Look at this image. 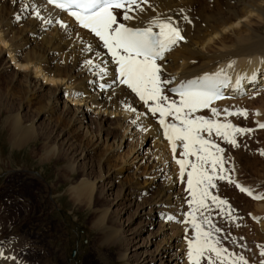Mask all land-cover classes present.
<instances>
[{
    "label": "bare ground",
    "instance_id": "obj_1",
    "mask_svg": "<svg viewBox=\"0 0 264 264\" xmlns=\"http://www.w3.org/2000/svg\"><path fill=\"white\" fill-rule=\"evenodd\" d=\"M140 7L143 11L134 9L129 14L134 19L125 21L127 26L144 28L155 19L171 17L185 37L165 54L163 61H158L165 69L163 78L172 81L164 93L170 100L179 102L172 89L205 74L218 73L221 69L242 83L234 94L236 100L231 97L207 110L197 111L195 116L213 119L211 108L226 116L225 109L240 110L238 105H232L240 101L244 93L246 96L242 99L245 100L258 98L264 93V0H149L147 5ZM69 19L41 0H0V60L2 54L8 55L7 63L3 61L0 69L10 76L8 80L19 82L20 93L24 92L22 96L25 94L21 98L23 101L29 100L31 104L35 101L34 110H28L29 102H25L22 107L23 111L27 107L24 113L20 105L12 107L13 101L9 102L11 108L3 119L9 146L19 150L43 133L49 134L53 140L65 137L63 149L69 155L76 149V136L94 135L95 148L106 143L109 153L123 150L128 143H137V147L132 146L129 155L123 157L117 167L112 169L111 166L112 170L105 171L106 174L100 177L110 180L104 185L105 196L112 197L108 195L109 191L119 185V194L112 201L120 208V214H127L125 225L138 221L136 227L128 230L130 232L125 231V235L129 233L125 239L128 248L121 253L120 259L131 260L132 264H186L191 224L187 223V227L181 221L191 209L183 201V186L175 191L181 180L177 166L171 162L174 157L171 146L159 129V115L149 114L148 105L135 93L127 86L115 83L112 59L103 43L75 27ZM153 30L159 31L156 27ZM89 60L93 65L106 68L107 75H102L98 67L89 65ZM229 64L233 66L229 68ZM101 85L110 88L104 91L100 89ZM129 106L135 111H129ZM51 115L58 119L52 120ZM39 120L44 124L37 127ZM168 121L173 122L171 117ZM261 121H264V116L260 118L257 115L255 125ZM177 143L176 151L180 154L183 148L180 142ZM145 146L148 147L146 152L141 153L140 149ZM45 147L40 155L42 162L50 156H61L62 151L58 152L53 143ZM86 149L77 151L85 157L86 152L92 150ZM71 163L67 169L75 168ZM142 164L150 166V172L146 171L151 176L144 178L142 183L121 181L125 173L134 168L137 170ZM95 188L94 182L82 179L74 189L83 195L86 192L85 195L91 198ZM257 209L262 215L264 204ZM167 216L174 219L169 220ZM259 229L264 235V224L261 223ZM55 230L52 228V234ZM145 233L148 234L143 238ZM261 239L264 240V236ZM54 246L25 250L23 246L11 248L0 244V264H37L26 258L32 252L42 257L40 264H59L63 259L62 248Z\"/></svg>",
    "mask_w": 264,
    "mask_h": 264
},
{
    "label": "rangeland",
    "instance_id": "obj_2",
    "mask_svg": "<svg viewBox=\"0 0 264 264\" xmlns=\"http://www.w3.org/2000/svg\"><path fill=\"white\" fill-rule=\"evenodd\" d=\"M7 56L2 54L0 65L3 61L7 63ZM3 72L0 69L1 247L7 245V247L11 248H22L23 246L27 250V248L39 249L40 247L53 248L55 245L54 248H62L61 255L63 259L59 261V264H132L131 260L120 259V255L128 248L125 239L129 233L127 234L126 232L125 235V231L136 227L138 221L133 225H125L127 214H120V208L114 205L115 202L112 201L119 194V185L116 184L113 191H109L108 195L111 194L113 195L112 197L105 196L103 195L104 185L110 180H102L103 178L101 179L100 177H103L102 175L106 174L107 170L114 169V166L117 167L129 155L132 146L137 147V143H128L123 150L117 153H109L107 151L109 146L106 143H103L99 148H95V145H93L96 144L94 143L96 140L94 135L85 138L76 136V149L69 155V153L64 152L66 151L64 150L65 137L53 140V137L51 138L49 134L43 133L44 137L43 135H36L37 139L34 140L35 142L33 141L24 146V148L19 150L11 149L7 141V131L3 125V119L9 113L7 110L11 108L9 102L13 101L12 107L20 105L21 112L24 113L27 108L23 111L22 107L26 104L25 102H29L27 105L28 110H34L35 104L33 103L35 101H31L33 105L29 100L23 101L21 98L25 97V94L22 96L21 93L24 92L20 93L19 82H11L7 79L9 76L7 72ZM253 99H244V101L249 103L246 108L251 110V112L253 110L260 111L259 115L264 116V93H261L260 97ZM63 100L61 99V101ZM236 105L239 106L240 110L246 109L240 103H234L232 107ZM255 116L254 122L257 120V115ZM212 117L213 119L220 118L221 122L227 120L238 127H240L241 123L244 124L241 120L242 116L239 115ZM250 117L253 116L250 115ZM51 119L55 120L58 118L56 115H51ZM41 121L37 122V127L43 126L44 123L40 124ZM253 124V122H249L245 128L255 131L252 127ZM253 131H251L252 135L249 139H247L249 135H244L242 139H247L244 143L240 139L238 140L237 137L239 135H237L238 146L229 147V153H226V147H222L224 160H228L226 164L230 167L226 175L237 179L240 183H244L243 185H248L251 190L264 194V155L261 154L264 152V131L256 134H253ZM204 135L206 138L211 139L215 133L211 137H208L206 133ZM211 140L219 145L216 139ZM109 142L111 143V141ZM52 143L56 146L58 152L62 151L61 156H50L46 162H42L40 159V155L43 154L42 148L46 145H52ZM86 148L92 150L90 152L85 151L86 155L82 157L78 151ZM147 148V146L142 147L140 149L141 153L146 152ZM63 152L66 155L68 154V156H64ZM190 158L191 160L195 159L194 157ZM71 160L73 163H71ZM70 163L74 164L75 168L67 169L66 166ZM111 166L113 167L112 169ZM149 167V165L142 164V166L136 168L138 171L135 168L131 169V171L124 174L121 181L132 180L142 183L144 178L151 176L148 170ZM82 179H89V181L94 182L96 188L92 194L93 197L88 198L86 192H84L86 195H83V192H76L74 189ZM215 183L217 185L216 188L210 189V192L221 199L227 200L228 205L224 206V210L221 211L220 208H217L209 201L210 208L205 215L210 217L215 227L221 229L218 233L213 231V235L220 240L219 247L227 249L225 255L231 254L225 264H232V261L237 260L240 256H243L248 264H264V255H261V252L264 251V240L261 237L264 235L259 229L261 223L264 224V212L262 216L261 213H258L260 211L256 210V208L264 204V201H250L245 196L246 194L239 193L236 187L227 180H217ZM180 186L181 184L178 183L175 191L182 189L183 185ZM184 187L187 188V185H184ZM187 193L188 191L184 190V198ZM183 201L185 203L184 199ZM186 205L188 207L189 204L186 202ZM228 206H230V209ZM105 211H107L106 214L104 213ZM229 211L231 215L227 214ZM131 212H134V209ZM197 215L199 216V213ZM51 226L56 229L53 234ZM205 228L207 229V225H205ZM189 230V238L193 239L195 230L192 226L189 227ZM147 234L145 233L143 238ZM10 240L12 243H10ZM24 255L25 251H23ZM26 258L34 263L38 262L37 264L42 261V257L37 252L27 254ZM212 259L216 260L214 254H212ZM202 264H207V261H202ZM216 264H220V262L216 260ZM238 264H242V262H238Z\"/></svg>",
    "mask_w": 264,
    "mask_h": 264
},
{
    "label": "snow or ice",
    "instance_id": "obj_3",
    "mask_svg": "<svg viewBox=\"0 0 264 264\" xmlns=\"http://www.w3.org/2000/svg\"><path fill=\"white\" fill-rule=\"evenodd\" d=\"M56 8L67 11L75 18L79 25L93 33L108 50L112 61L117 65L116 79L121 85H126L139 99L148 105V111L153 115H159V125L163 129V136L171 146L175 155L178 143L182 146L181 159L176 163L180 168V176L183 180L187 174V191L191 197L188 201L191 209L186 213L185 223H190L195 230V236L188 241V259L190 264H225L229 258L225 255L227 249L219 247L220 240L215 238L213 231L220 232L215 227L210 217L205 215L209 211V201L221 211L228 205L227 200L213 195L210 189L216 188L217 180H227L236 184L243 193L256 200L264 199V195H256L252 190L243 187L226 175L224 167L225 160L223 149L211 137L213 133L222 137L233 146H238L236 136L253 131L238 127L225 120L208 119L204 116H195L194 113L201 109L210 108L215 100L223 99L219 88L225 85L227 73L224 69L209 75L205 74L199 79H194L172 89L179 96V102L170 100L165 95V87L172 81L164 79L162 73L165 71L158 61L165 59V54L177 47L185 40L181 29L172 22L171 17L161 20H153L148 27H129L119 22L116 10H123V20L131 21L133 16L130 12L138 9L143 11L140 3L148 0H48ZM39 17V13H37ZM187 19V17H185ZM191 23V21H189ZM153 27L159 31H153ZM93 65L91 60L87 61ZM100 69L102 75H107V69L99 65H93ZM233 65L229 64L231 68ZM236 84H240L237 79ZM105 87V85H101ZM129 111L135 109L128 107ZM213 116H219L216 108H211ZM227 116L240 115L247 118L246 109L229 111L225 109ZM259 115V113H256ZM171 117L173 122H169ZM264 129V123L258 124ZM264 155V152L261 153ZM194 157V160L189 159ZM190 169V170H189ZM230 209V206H228ZM199 213V216L197 215ZM231 215L229 211L227 213ZM172 220L174 217H167ZM207 225V229L205 228ZM214 254L216 260L212 259ZM264 255V251L261 252ZM248 264L243 256L233 260L232 264Z\"/></svg>",
    "mask_w": 264,
    "mask_h": 264
}]
</instances>
